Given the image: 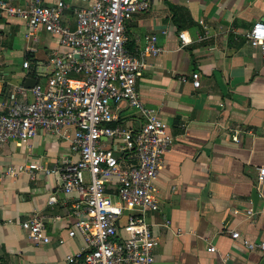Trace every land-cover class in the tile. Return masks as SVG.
Here are the masks:
<instances>
[{
	"label": "crops",
	"instance_id": "obj_1",
	"mask_svg": "<svg viewBox=\"0 0 264 264\" xmlns=\"http://www.w3.org/2000/svg\"><path fill=\"white\" fill-rule=\"evenodd\" d=\"M26 1L12 0L19 6ZM62 1L70 6L65 23L74 30V9L87 2ZM259 20H264V0H153L149 12L127 23V49L134 54L147 35L159 37L164 51L148 60L137 86L142 101L159 111L175 138L157 180L160 210L147 216L159 240L156 264H264V250H248L242 241L264 242V180L259 181L264 54L247 37ZM182 31L193 39L185 47ZM30 46L36 51L30 52ZM64 50L54 36L42 31L35 42L27 37L24 22L0 17V101L12 84H25L37 66L51 71L52 54ZM26 59L30 71L23 66ZM194 72L200 74L199 88ZM119 112L118 123L126 128L136 129L143 121L137 109L125 104ZM70 145L68 139L44 133L29 142L0 144V264H67L66 257L85 246L80 233L69 235L81 197L61 191L59 174H7L9 167L18 171L31 163L61 166ZM102 145L120 156L110 139ZM53 195L57 202L50 205ZM34 213L48 218L49 242L32 239L21 227ZM233 232L242 238L234 239ZM211 246L217 251H209Z\"/></svg>",
	"mask_w": 264,
	"mask_h": 264
},
{
	"label": "built area",
	"instance_id": "obj_2",
	"mask_svg": "<svg viewBox=\"0 0 264 264\" xmlns=\"http://www.w3.org/2000/svg\"><path fill=\"white\" fill-rule=\"evenodd\" d=\"M82 1L87 6L74 9L77 26L72 30L64 20L70 6L62 0L52 4L27 0L23 6L0 0V17L24 22L29 39L38 42L39 32L44 31L66 48L52 54L51 71L35 70L33 88L24 83L11 85L8 96L0 101V143L29 142L43 133L71 143V154L61 166L49 169L31 163L18 171L9 167L7 174L28 172L32 178L38 172L59 174L61 191L80 195L69 235L80 233L85 246L68 255L67 264H156L159 240L147 216L160 210L157 180L175 138L159 111L142 101L137 80L148 60L164 50L157 34L145 37L139 53L127 49L128 21L149 12L153 0ZM179 37L182 47L193 41L187 31ZM247 37L264 54V20L255 22ZM28 50L36 51V47ZM23 66L31 70L28 59ZM192 78L199 88L200 74L194 72ZM123 104L140 112L143 121L138 128L118 123ZM105 138L118 148L120 156L113 148H104ZM263 180L264 168L259 175V181ZM56 202L57 197L51 196L49 204ZM47 220L34 213L20 225L32 239L44 243L50 240ZM232 237L242 238L239 232ZM242 241L248 250H264V242ZM209 251L217 248L211 246Z\"/></svg>",
	"mask_w": 264,
	"mask_h": 264
},
{
	"label": "water",
	"instance_id": "obj_3",
	"mask_svg": "<svg viewBox=\"0 0 264 264\" xmlns=\"http://www.w3.org/2000/svg\"><path fill=\"white\" fill-rule=\"evenodd\" d=\"M37 84V80L34 79V78H28L26 81H25V86L27 88H33L35 85ZM258 198H259V194L256 190V188L253 190V200H254V203L256 204L258 202Z\"/></svg>",
	"mask_w": 264,
	"mask_h": 264
},
{
	"label": "rangeland",
	"instance_id": "obj_4",
	"mask_svg": "<svg viewBox=\"0 0 264 264\" xmlns=\"http://www.w3.org/2000/svg\"><path fill=\"white\" fill-rule=\"evenodd\" d=\"M38 68H39V70H40V72H43V73H45L46 72V66L43 64V65H39V66H37ZM41 80L43 81V82H46L47 81V78L46 77H43V78H41ZM0 144H2V143H0Z\"/></svg>",
	"mask_w": 264,
	"mask_h": 264
},
{
	"label": "trees",
	"instance_id": "obj_5",
	"mask_svg": "<svg viewBox=\"0 0 264 264\" xmlns=\"http://www.w3.org/2000/svg\"><path fill=\"white\" fill-rule=\"evenodd\" d=\"M29 77L30 78H35V68L30 71Z\"/></svg>",
	"mask_w": 264,
	"mask_h": 264
}]
</instances>
